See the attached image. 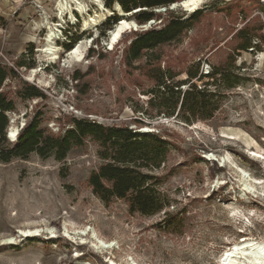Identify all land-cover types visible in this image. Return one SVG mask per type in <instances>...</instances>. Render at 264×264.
Segmentation results:
<instances>
[{"label":"rangeland","instance_id":"obj_1","mask_svg":"<svg viewBox=\"0 0 264 264\" xmlns=\"http://www.w3.org/2000/svg\"><path fill=\"white\" fill-rule=\"evenodd\" d=\"M56 1L0 0V63L15 68L16 62L33 60L32 69H19L20 79L45 97L15 99V111L7 114L12 126L19 130L39 113L40 127L53 134L71 129L75 119L159 135L168 141L166 162L156 172L168 207L146 217L130 214L121 201L106 205L96 198L86 186L100 164L97 145L90 140L62 162L34 154L0 162V264H221L224 252L241 238L264 241L261 0H205L196 10L201 13L197 23L154 51L161 68L178 74L174 83L186 81L187 70L198 76L214 68L226 71L225 79H195L179 87L181 93L191 84L206 88L218 105L212 117L195 116L188 123L178 110L167 115L151 109L155 84L126 68L122 52L135 34L160 29L170 16L187 21L195 11L160 7L153 10L151 25H139L133 12L126 13L124 20L137 30L124 32L112 48L109 32L119 22L102 36L100 26L109 17L83 32V19L75 13L73 24L68 17L63 20L61 41H55L61 52L50 62L40 52L46 30L39 19L46 12L58 23ZM260 25L256 35L261 37L252 38V48L240 52L232 66V51L240 43L235 34L244 28L255 33ZM70 39L66 51L62 45ZM83 42L87 49L71 59L68 54ZM19 84L12 82V90ZM6 139L12 143L7 130ZM165 212L172 224L161 228ZM35 230L38 236L21 234ZM7 239L13 243L6 244Z\"/></svg>","mask_w":264,"mask_h":264},{"label":"trees","instance_id":"obj_2","mask_svg":"<svg viewBox=\"0 0 264 264\" xmlns=\"http://www.w3.org/2000/svg\"><path fill=\"white\" fill-rule=\"evenodd\" d=\"M181 1L183 0H105L104 5L111 9L117 3L124 13L135 12L133 15L136 22L145 25L156 18L154 9L167 8ZM259 6L261 9L264 8L261 4ZM200 15L199 11H195L187 21L170 16L160 29L135 34L122 52V63L126 68L140 71L155 84L154 89L150 91L151 109L162 110L167 112V115H172L178 110L186 123L195 116L203 119L212 117L218 105L213 101V94L206 88L198 89L196 85L191 84L187 87V91L181 93L179 87L195 79L201 81L216 76L225 79L226 71L214 68L212 73L198 76L197 72L187 70L185 72L187 80L174 83L178 74L173 73L168 67L161 68V57L155 56L154 51L177 41L184 32L198 22ZM119 19L116 14L107 18L100 26L104 27L102 36L105 31L111 30ZM262 28L260 25L255 29V33H247V29L244 28L235 34L240 43L232 51V66L240 52L252 48V38L261 37L256 34ZM69 41L70 43L62 45L66 51H70V44L74 39ZM29 54L32 57V46ZM33 62L30 60L26 63L21 60L15 63V68L0 63V162L25 160L33 154L42 159L53 158L57 162H62L73 148L81 147L86 140H90L97 145L96 155L100 164L90 173L86 186L96 198L106 205L114 200L121 201L127 206L130 214L150 217L164 211L168 207V198L159 191L156 172L166 162L168 141L161 139L159 135L140 133L125 125L105 126L88 120L75 119L72 121L71 129L53 134L40 127V114L37 113L20 130L17 141L8 142L6 130L10 120L7 114L15 111V99L26 101L45 98L34 85L20 79L19 69H32ZM79 79L77 75L74 77L75 81ZM14 81H19L20 84L12 90ZM203 112L205 115L200 114ZM135 123L140 124L139 121ZM165 215L166 218L161 221V228H168L172 224L167 212Z\"/></svg>","mask_w":264,"mask_h":264},{"label":"bare ground","instance_id":"obj_3","mask_svg":"<svg viewBox=\"0 0 264 264\" xmlns=\"http://www.w3.org/2000/svg\"><path fill=\"white\" fill-rule=\"evenodd\" d=\"M204 1L205 0H183L181 3H177V5L174 4V7L176 8V6L180 5L182 7L181 9L192 13L196 11L204 3ZM91 6L96 9L94 12H91ZM114 6L116 11L119 12L118 14L112 9L107 8L104 5L103 0H89V3L78 0L56 1L55 18L58 20V23H52L49 20V17L46 15V12L43 13L39 19L41 26L46 30V35L44 38L45 45L40 50L43 57L50 62H55L58 60L61 48L55 44V41H58L62 37V24H64L63 20L68 17L70 20L69 23L73 24L75 22V13H77L83 19V32L95 29L107 17L113 16V14H117L120 18H122L115 28L109 32L108 46H110V48H112L117 43L124 32L128 31L129 29L137 30V25L124 20L126 13L122 11L119 4L116 3ZM90 13H93V15ZM85 43L83 42V44L79 43L75 45L72 51L68 54L69 57L71 59L75 58V60L76 58H79L82 55V52L88 47V43ZM31 77H34L33 72L30 75V78ZM17 131L18 129H15L11 124L10 130H8V138H10L11 141H14L15 137H17ZM37 232V230L22 231L21 234L24 237L38 236ZM5 243L11 244L13 241L12 239H7ZM244 262L248 264H264V241L260 242L253 239L241 238L239 242L227 249L220 259L221 264H243Z\"/></svg>","mask_w":264,"mask_h":264},{"label":"water","instance_id":"obj_4","mask_svg":"<svg viewBox=\"0 0 264 264\" xmlns=\"http://www.w3.org/2000/svg\"><path fill=\"white\" fill-rule=\"evenodd\" d=\"M180 3H181V2H180ZM114 5H115V4H114ZM175 5H177V3H176ZM170 7H171V10H173V9L175 8V7H174V4L171 5ZM176 7L182 8L180 5H179V6H176ZM112 10L118 14V12H117L116 9H115V6H113ZM183 10H184V9H183ZM133 13H135V12H133ZM151 24H152L151 22L148 23V25H151ZM144 28H146V27H143V29H144ZM134 31H136V30H134ZM11 124H12V120L9 121V127H8L7 131L10 130V128H11ZM24 126H25V125H22V126L20 127V129L17 131V134H16V135H18V133L20 132V130H21ZM146 133H147V132H146ZM8 139H9L10 142H15V141L17 140V137H15L14 141H11L10 138H8Z\"/></svg>","mask_w":264,"mask_h":264},{"label":"built area","instance_id":"obj_5","mask_svg":"<svg viewBox=\"0 0 264 264\" xmlns=\"http://www.w3.org/2000/svg\"><path fill=\"white\" fill-rule=\"evenodd\" d=\"M260 2H261V5L264 6V1L261 0ZM66 38H67V37H66ZM207 74H209V72L206 71V72L204 73V75H207Z\"/></svg>","mask_w":264,"mask_h":264}]
</instances>
